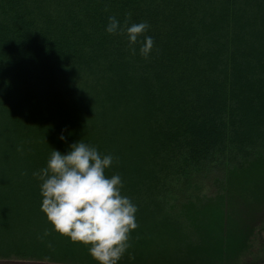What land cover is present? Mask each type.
Returning <instances> with one entry per match:
<instances>
[{"label":"trees","instance_id":"1","mask_svg":"<svg viewBox=\"0 0 264 264\" xmlns=\"http://www.w3.org/2000/svg\"><path fill=\"white\" fill-rule=\"evenodd\" d=\"M113 16L149 24L148 58ZM79 140L137 207L118 264H236L264 201V0H0V258L98 264L33 175Z\"/></svg>","mask_w":264,"mask_h":264},{"label":"clouds","instance_id":"2","mask_svg":"<svg viewBox=\"0 0 264 264\" xmlns=\"http://www.w3.org/2000/svg\"><path fill=\"white\" fill-rule=\"evenodd\" d=\"M149 27L147 22L129 26L127 19L121 27L113 16L109 17L106 32L126 36L133 54L134 46L140 44V55L148 58L154 40L146 36L141 41L139 37ZM112 163V155H101L96 147L79 140L69 145L66 154L53 149L46 167L33 173L42 182L40 210L52 230L86 246L98 264H118L130 246V233L138 227L137 207L122 194L121 177L105 174Z\"/></svg>","mask_w":264,"mask_h":264},{"label":"rangeland","instance_id":"3","mask_svg":"<svg viewBox=\"0 0 264 264\" xmlns=\"http://www.w3.org/2000/svg\"><path fill=\"white\" fill-rule=\"evenodd\" d=\"M263 197L264 195L262 199ZM258 208L260 210L257 212L258 217H255V220L252 222L251 231L248 232L250 235V245L248 249L240 255L236 264H264V201L262 202V206L259 205ZM250 211L252 210H249V212ZM246 213H248L247 208L242 207L241 217L243 219H245Z\"/></svg>","mask_w":264,"mask_h":264},{"label":"water","instance_id":"4","mask_svg":"<svg viewBox=\"0 0 264 264\" xmlns=\"http://www.w3.org/2000/svg\"><path fill=\"white\" fill-rule=\"evenodd\" d=\"M0 264H70V263L40 260V259L0 258Z\"/></svg>","mask_w":264,"mask_h":264}]
</instances>
